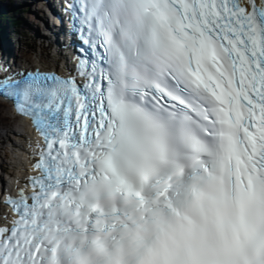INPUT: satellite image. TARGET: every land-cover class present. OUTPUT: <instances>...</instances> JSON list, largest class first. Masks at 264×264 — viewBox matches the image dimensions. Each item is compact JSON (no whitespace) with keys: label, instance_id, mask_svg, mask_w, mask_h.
<instances>
[{"label":"snow or ice","instance_id":"6c2138e0","mask_svg":"<svg viewBox=\"0 0 264 264\" xmlns=\"http://www.w3.org/2000/svg\"><path fill=\"white\" fill-rule=\"evenodd\" d=\"M60 24L61 72L0 59L37 136L0 264H264V0H65Z\"/></svg>","mask_w":264,"mask_h":264},{"label":"bare ground","instance_id":"6f19581e","mask_svg":"<svg viewBox=\"0 0 264 264\" xmlns=\"http://www.w3.org/2000/svg\"><path fill=\"white\" fill-rule=\"evenodd\" d=\"M42 1V5H43V3H44V0H41ZM33 2L35 3V1L33 0ZM5 2H3L2 4H4ZM30 4H31V0H30ZM41 4H39V2L37 3V5L39 6V5H41ZM39 8H36L35 9V11L36 12H39ZM45 14V13H44ZM47 15V14H46ZM42 20H43V22H44V18L42 17ZM50 21H52V22H54V19H52L49 15H47V18H46V22H45V25L47 26V25H49V23H50ZM24 26V28L27 30L28 29V27L27 26H29L30 28H33L34 27V25L33 24H30V25H23ZM28 31V30H27ZM10 32H11V30H10V28H4V36L6 37V39H8V36H9V34H10ZM29 32V31H28ZM31 33V32H30ZM21 34V33H20ZM14 40V39H13ZM46 40V39H45ZM9 42V41H8ZM23 42L20 40V37L18 38V40H17V44H18V46L20 47V49H22V48H24L23 46H21V44H22ZM30 43H32V41L30 42ZM10 44H11V42H10ZM20 49H17V48H14V50H15V52L17 53L18 52V50H20ZM35 61L37 62V65H38V62H40L41 64H44V65H47V66H50L51 65V63H49V61L48 62H42V60L41 59H35ZM0 110H1V108H0ZM3 120L0 118V124H3V123H5V122H3ZM6 124V123H5ZM9 165V163L7 164V166ZM1 210V209H0Z\"/></svg>","mask_w":264,"mask_h":264},{"label":"rangeland","instance_id":"374dc122","mask_svg":"<svg viewBox=\"0 0 264 264\" xmlns=\"http://www.w3.org/2000/svg\"><path fill=\"white\" fill-rule=\"evenodd\" d=\"M32 40H30L29 39V42H31ZM35 55V52L34 53H30V52H28L27 54H25V57H27L28 59H29V61L30 60H32L33 59V56ZM32 57V58H31Z\"/></svg>","mask_w":264,"mask_h":264}]
</instances>
